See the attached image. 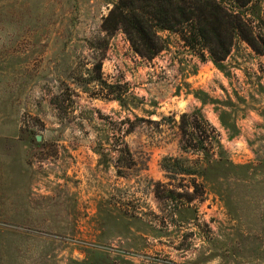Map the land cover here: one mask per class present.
<instances>
[{
    "label": "rangeland",
    "instance_id": "obj_1",
    "mask_svg": "<svg viewBox=\"0 0 264 264\" xmlns=\"http://www.w3.org/2000/svg\"><path fill=\"white\" fill-rule=\"evenodd\" d=\"M117 1L0 0V264H264V0L219 63L117 30L99 73Z\"/></svg>",
    "mask_w": 264,
    "mask_h": 264
},
{
    "label": "trees",
    "instance_id": "obj_2",
    "mask_svg": "<svg viewBox=\"0 0 264 264\" xmlns=\"http://www.w3.org/2000/svg\"><path fill=\"white\" fill-rule=\"evenodd\" d=\"M246 27L244 18L227 10L220 0H118L102 21L100 30L104 35L90 44L102 55L97 64L99 73L109 39L117 30H122L134 51L146 59H153L166 48V40L158 32L161 29L179 32L186 45L207 50L212 60L219 63L229 56L237 36L248 39L244 36ZM192 127L201 132V143L211 136L216 146H221L213 126L210 135L198 122ZM186 136L188 141L194 138L193 133Z\"/></svg>",
    "mask_w": 264,
    "mask_h": 264
}]
</instances>
